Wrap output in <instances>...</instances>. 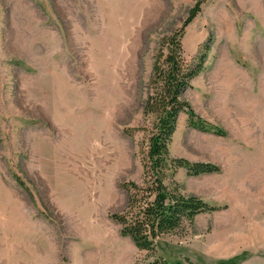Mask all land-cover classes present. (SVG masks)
<instances>
[{"label":"rangeland","instance_id":"374dc122","mask_svg":"<svg viewBox=\"0 0 264 264\" xmlns=\"http://www.w3.org/2000/svg\"><path fill=\"white\" fill-rule=\"evenodd\" d=\"M180 29L189 63L208 50L169 153L219 167L175 174L218 209L140 250L110 215L141 180L154 57ZM157 257L264 264V0H0V264Z\"/></svg>","mask_w":264,"mask_h":264},{"label":"trees","instance_id":"16d2710c","mask_svg":"<svg viewBox=\"0 0 264 264\" xmlns=\"http://www.w3.org/2000/svg\"><path fill=\"white\" fill-rule=\"evenodd\" d=\"M182 30L160 39L150 76L151 90L142 107L143 122L149 119L152 125L145 139V151H142V177L139 182L129 180L122 184L126 190V205L121 212L110 215L120 225V234L129 237L140 250L154 251L160 237L176 232L184 224H191L198 214L218 209L196 195L185 193L175 174L178 168H185L191 175L218 173L219 167L209 162H189L169 153L180 113L189 117L195 115L182 93L202 70L208 50L205 44L204 52L194 63H189L181 44ZM190 125L203 132L211 130L200 122ZM133 264L185 263H170L157 257Z\"/></svg>","mask_w":264,"mask_h":264},{"label":"bare ground","instance_id":"6f19581e","mask_svg":"<svg viewBox=\"0 0 264 264\" xmlns=\"http://www.w3.org/2000/svg\"><path fill=\"white\" fill-rule=\"evenodd\" d=\"M236 240V239H235ZM222 242V241H221ZM227 241L223 242V243H219L217 245L214 246V250L216 251V249L219 247V246H222L221 244H226ZM228 243V242H227Z\"/></svg>","mask_w":264,"mask_h":264},{"label":"crops","instance_id":"0c3cea01","mask_svg":"<svg viewBox=\"0 0 264 264\" xmlns=\"http://www.w3.org/2000/svg\"><path fill=\"white\" fill-rule=\"evenodd\" d=\"M49 264V263H48ZM56 264V263H55Z\"/></svg>","mask_w":264,"mask_h":264}]
</instances>
